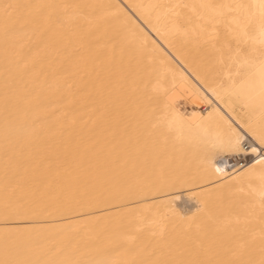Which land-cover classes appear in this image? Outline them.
<instances>
[{"label":"bare ground","instance_id":"bare-ground-1","mask_svg":"<svg viewBox=\"0 0 264 264\" xmlns=\"http://www.w3.org/2000/svg\"><path fill=\"white\" fill-rule=\"evenodd\" d=\"M263 151L264 0H0V264H264Z\"/></svg>","mask_w":264,"mask_h":264},{"label":"snow or ice","instance_id":"snow-or-ice-1","mask_svg":"<svg viewBox=\"0 0 264 264\" xmlns=\"http://www.w3.org/2000/svg\"><path fill=\"white\" fill-rule=\"evenodd\" d=\"M235 150H237V151L241 150V149H240V146H239V142H237V144H236V146H235ZM253 151H255V149H254Z\"/></svg>","mask_w":264,"mask_h":264},{"label":"rangeland","instance_id":"rangeland-1","mask_svg":"<svg viewBox=\"0 0 264 264\" xmlns=\"http://www.w3.org/2000/svg\"><path fill=\"white\" fill-rule=\"evenodd\" d=\"M262 153L264 154V151Z\"/></svg>","mask_w":264,"mask_h":264}]
</instances>
